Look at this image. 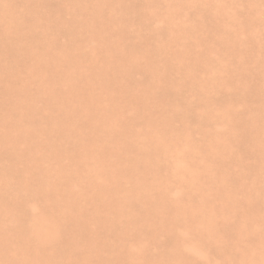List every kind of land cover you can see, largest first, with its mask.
Masks as SVG:
<instances>
[{
  "label": "rangeland",
  "instance_id": "374dc122",
  "mask_svg": "<svg viewBox=\"0 0 264 264\" xmlns=\"http://www.w3.org/2000/svg\"><path fill=\"white\" fill-rule=\"evenodd\" d=\"M31 1L0 0L2 30L15 26ZM43 1L39 16L51 11L65 21L77 18L72 3L95 10L102 8L103 12L96 11L95 15L99 27L115 34L126 28L130 32L123 43L129 42L128 38L134 42L147 41L160 65L174 53L199 62L198 67L182 65L169 72V77L179 83L176 81L155 107L158 130L166 138L159 153L148 150L143 141V138L156 140V130L144 125V118H150V110L140 109L136 103L125 106L126 95L118 90H123L124 82L114 71L120 63L118 57L114 51H100L103 34L91 32V25L85 28V16H79L80 21L77 19L74 24L79 35L75 41L50 27L39 29L40 51L31 61L32 67L47 73L62 67L64 75L60 80H37L27 86L22 59L13 55L5 60L0 55V65H9L10 73L24 84L17 88L22 92L27 112L34 115L26 123V132L40 141L46 155L59 157L57 163L52 162L34 146L30 153L36 164L41 169H59L61 164H69L75 170L88 168L85 174L81 170L68 182H61L48 201L42 196L21 199V207L27 211L24 227L28 233L31 234L32 227L40 228L53 240L42 248L44 264H75L77 257L82 258L83 264H264V164L255 169L244 165L243 162H255L251 154L256 146L251 141L241 143L231 126L211 118L216 109L230 103L236 112H244L246 104H242L241 98L247 89L252 94L251 114L264 121V0H123L122 13L118 5L122 0ZM132 5L136 11L130 10ZM142 18L147 20L145 24ZM52 42L56 44L52 46ZM209 43L223 51H236V56H226L225 64L234 69L241 67L249 76L237 75L234 86L229 85L222 73L218 75L224 67L222 54L209 50ZM29 45L33 43L26 44ZM102 54L108 55L110 64L109 60L103 63ZM135 55L145 66L143 51H136ZM103 73H108L110 80ZM213 73L217 78L215 88L204 84ZM76 76L80 79H75ZM146 79L144 71L134 72L129 85L131 92L138 93ZM10 82L7 79L3 87L10 86ZM51 88H70L74 103L67 97L53 96ZM197 94L205 102L198 101ZM208 98L214 102L207 103ZM51 101L61 104L65 111L73 112L72 108L78 105L86 112L81 119L76 110L78 116L72 118L73 124L84 121L80 134L71 132L62 114L50 113ZM10 102L7 95L0 93V109ZM186 106L192 107L188 122L179 116L174 124L167 123L169 116L179 115ZM112 112L114 119L108 120ZM53 122L65 126L56 133ZM95 128L103 137L90 143L86 137ZM257 137L260 138L255 133L251 138ZM225 139L243 147L250 157L222 170L214 144L221 145ZM105 146L108 150L104 151ZM90 147L95 148L96 156L86 154ZM148 152L150 168L140 162ZM23 165L18 161L19 169ZM117 165L121 171L116 169ZM159 168L161 174L156 173ZM3 173L10 176L9 172ZM228 173L238 176L237 186L228 184ZM8 179L13 182L12 177ZM142 179L145 188L140 189L136 185ZM253 182L260 188L256 194L250 191ZM39 183L42 193L51 187L46 179ZM104 186L111 190L110 195L119 205L126 201L129 204L109 215L112 227L102 229L104 223L93 221L87 224L84 230L92 239L99 234L102 249L96 250L92 243L75 246L82 228L78 223L67 224L62 218L71 214L75 202L76 209L87 216L94 206L87 193ZM48 203L55 213H45ZM58 229L67 230L73 236L72 241H62L60 246ZM115 234L121 235L122 242ZM18 259L23 264V259Z\"/></svg>",
  "mask_w": 264,
  "mask_h": 264
},
{
  "label": "bare ground",
  "instance_id": "6f19581e",
  "mask_svg": "<svg viewBox=\"0 0 264 264\" xmlns=\"http://www.w3.org/2000/svg\"><path fill=\"white\" fill-rule=\"evenodd\" d=\"M111 1L112 0H107V3ZM42 2L44 1L32 0L29 4H27L23 8L18 23L9 30L4 31L0 27V55L3 57V59L8 60L13 55L20 57V61L22 59L21 65L24 67V70L27 74V78L25 80L27 86L34 85L35 81L37 80H60V78L64 75V69L62 67H59L55 72L52 71V73H47V71H36V69L33 68L34 65L31 63V61L37 57L38 51H40L37 46V40L42 36V32L41 30L39 31V29H42L43 27H50L56 30L58 33L65 34L71 40L75 41L79 38V35L77 32L78 29L75 28L74 24L77 23L79 16H85L87 19V22L84 24L85 28L91 25L89 27L91 32H99L103 34V45L100 51H114L118 57L120 63L117 66V70L114 71L118 72V74L121 76V80L123 79L124 82V91L122 89L118 90L122 91L126 95V98L123 99L125 106L129 107L130 104L134 105L136 103L139 105L140 109L144 107L150 110V118L143 117L144 125L148 129L156 130V140H147L143 138V141L146 143L148 150L152 149L160 153L164 148L166 138L160 131L161 129L158 130L159 126L157 124L156 118L159 116H156L157 112L155 107L157 104L161 103L163 96L166 94L165 92L171 89L175 83H179L178 79H176V82L169 77V72L182 65H193V67H198L199 62L192 58L187 59L181 54L178 55L174 53L169 54L168 59L164 62V64L160 65L154 59L153 51L155 50L148 46L146 43L147 41H141V39L139 42H134L133 40L131 41V38H128L127 40L130 41L123 43V40H125L130 32L126 28L124 29V32L115 34L106 27H99L97 25L95 15L96 11L102 13V8L95 10L89 6H82L80 3L79 5L78 3H72L71 8L77 14V18L74 20L72 19V21H65L60 16L51 11L48 12L44 17L39 16L38 9L42 6ZM46 2H48V0H46ZM122 2L123 0L118 2L121 13L124 12L122 9ZM130 10L136 11V9L133 8V5L131 6ZM79 21L80 20L78 19V22ZM142 22L145 24L147 20L143 19ZM185 31H187V29ZM27 43H33V46H26ZM55 44V42H52V46ZM161 49H163V46H161ZM208 49L221 52L224 67L222 68V71L218 73V75L222 73V76L224 77L223 79L227 80L229 85L234 86L237 75L243 78H247L249 76L243 68L239 67L234 69V67H230L227 62L225 64L224 60H226V56H236V51H223L220 47H214L212 44L208 46ZM136 51H143L145 54V66L140 64L139 59L137 60L135 55ZM101 58L103 63L109 60L107 54H102ZM108 64H110V60ZM9 68V65H0V93L5 94V96L7 95L8 99L11 101L7 105L3 104L0 109V131H4L0 133V264L22 263H19L18 258L23 259V264H44V252H42V248L48 244H51L53 240H51L49 235L44 233L40 228L32 227L31 234L28 233V229L24 227V222L28 218L27 211L25 212L22 209L21 199L32 196H42L46 199V201H48V199H50V197L53 195L52 191L56 190L61 182H68L71 180V178H73L74 175H76L77 172L78 174L81 173V170L82 174H85L88 172V168L75 170L71 169L69 164H61L59 169H54L52 167L48 169H41L36 164V160L34 161L30 151L35 147H38L45 155L46 153L44 152L43 147L40 145V141L34 140L26 132V123L32 121L34 115H31L29 112H27L26 104L24 103L25 100L22 101L21 99L22 92L18 89L20 88L19 84L22 83L19 82L18 78L13 76V73H10ZM137 71H144V74L147 75V79L143 83V87L138 91V93L133 94L129 85H131V75ZM103 75L104 78H108L110 80L108 73H103ZM215 75L216 73H213L212 76L209 77L206 82H204V84L211 88H215V81H217ZM77 78L80 79V76L75 77V79ZM7 79L11 80V84L8 87H3V82H5ZM22 85L24 87V84ZM51 94L53 96L67 97L72 101V103H74L75 100L74 93L70 88H51ZM251 96V91H247V89L242 95V104H246V110H244V112H236L233 108V105L230 103L216 109L213 112V116L211 117H215L217 121H222L223 123L225 122L228 127L231 126V128L241 138V143L251 141L256 146L254 152L251 154V157L255 159V162L250 164L243 162L246 158L250 157L249 153H247L243 147L241 148L238 145H235L230 139H225L221 145L214 144L216 145L215 150L218 153L217 157L220 164L219 167L222 170L227 168L229 165L234 164V162H243L244 165L247 164L248 167H252L253 169L262 163L264 164V125L260 124L264 121L260 119L259 115L253 113L251 114V106L249 104ZM196 99H198V101L205 100L204 98L200 97V94L199 96L197 94ZM213 102L214 101H212V99L208 98L207 103ZM136 107L138 106L136 105ZM48 109L52 115L62 114L64 120H66V123H68L67 127L71 130V132L74 134H80L84 121L80 120L77 124H73L72 118L74 115H79L80 118L83 119L86 115V112L81 110L78 105L72 108L73 112H70L69 110L65 111L61 104L51 101ZM76 110L77 113H79L78 115L75 114ZM179 116H182V118L188 122L192 116V107L186 106L182 108V111L179 115L174 114L169 116L167 123L171 125L174 124L175 120ZM107 119H114L113 112L107 117ZM53 126L56 130V133H59L61 128L65 125H60L53 122ZM100 132L101 131L99 129L95 128L92 135L86 138L90 143L95 142L94 140L96 139H102L103 135ZM255 133H258L260 137L259 139L257 137V140H253L251 138ZM226 137L230 138L227 135ZM6 143L8 147L6 146ZM166 145L167 144H165V146ZM103 148L104 151L108 150L107 146ZM94 149V147H90L88 150H86V154L96 156L97 151L95 152ZM110 149L111 148H109V150ZM149 153L150 152L145 154L140 161L143 162L144 166L148 168L151 166L147 165H152ZM229 153L233 154V156H230ZM46 156H48L52 162L56 161L57 163L59 160L57 155L47 154ZM18 161L19 163L24 164L22 169H19ZM118 162L119 161L117 160L115 164ZM120 168L121 167L117 165L116 169L121 171ZM148 168L147 171L150 170ZM2 172H9L10 176H5L4 173L1 174ZM156 173L161 174L160 168L156 170ZM10 177H12L13 182L8 179ZM42 179H46V181L48 180L51 183V187L43 193L39 188V181ZM226 181L230 186L235 187L238 185L240 180L237 175H231L228 173L226 176ZM255 184L256 182H253L252 187L250 188L252 194H256L260 190L259 186ZM144 185L145 184L142 179V181L137 183L136 187H139L140 189L145 188ZM116 186L118 187V185ZM110 191L111 190L109 188L104 186L95 189V191L93 190V192L90 194L87 193L89 195V201L94 205L93 208L88 211V214H86L87 216H84L76 209L77 203L75 202L73 204V209L70 211L71 214L67 217H63L64 219L62 218V220L67 224L78 223V225H80L82 228L78 237L76 238L75 246H87L92 243L95 249H102V238L99 236V234L94 239H92L87 230L84 229L90 221L104 223L101 225L102 229L106 226L112 227L113 224L112 221L109 220V215L111 213H118L120 208L126 207L129 204V202L126 201L127 203L123 202V205H119L118 202H116V200L112 197L113 195H110ZM115 193H117V191ZM112 199H114L117 204ZM100 207L101 209H99ZM45 213H55V210L51 204H47ZM56 217L59 216L56 215ZM5 221L12 222L13 224H6ZM127 222L131 221L127 219ZM113 231L117 232L116 230ZM56 235L59 239L60 246L63 244L62 241L70 243L73 239V236H71L67 230L58 229V231H56ZM114 237H118L116 239L121 240L122 242L121 235L119 236L118 234H115ZM121 242H118V244L120 245ZM75 264H83L82 258L77 257ZM185 264L188 263L185 262Z\"/></svg>",
  "mask_w": 264,
  "mask_h": 264
}]
</instances>
